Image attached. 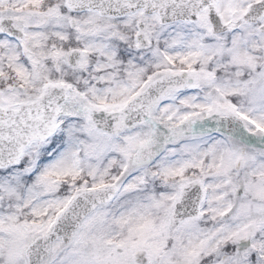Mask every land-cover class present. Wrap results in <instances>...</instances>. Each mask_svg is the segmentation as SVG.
Here are the masks:
<instances>
[{"label": "snow or ice", "instance_id": "obj_1", "mask_svg": "<svg viewBox=\"0 0 264 264\" xmlns=\"http://www.w3.org/2000/svg\"><path fill=\"white\" fill-rule=\"evenodd\" d=\"M0 264H264V0H0Z\"/></svg>", "mask_w": 264, "mask_h": 264}]
</instances>
